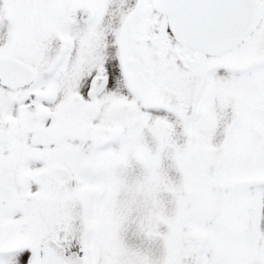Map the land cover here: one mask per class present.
Instances as JSON below:
<instances>
[{
	"label": "snow or ice",
	"instance_id": "snow-or-ice-1",
	"mask_svg": "<svg viewBox=\"0 0 264 264\" xmlns=\"http://www.w3.org/2000/svg\"><path fill=\"white\" fill-rule=\"evenodd\" d=\"M0 264H264V0H0Z\"/></svg>",
	"mask_w": 264,
	"mask_h": 264
}]
</instances>
